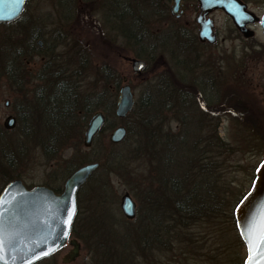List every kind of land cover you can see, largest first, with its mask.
Instances as JSON below:
<instances>
[{"label": "rangeland", "instance_id": "374dc122", "mask_svg": "<svg viewBox=\"0 0 264 264\" xmlns=\"http://www.w3.org/2000/svg\"><path fill=\"white\" fill-rule=\"evenodd\" d=\"M172 1L28 0L25 11L19 19L11 23L0 24V128H5L4 124L9 116L14 117L15 127L5 128L11 131L4 133L3 136L14 142L19 139L17 143L21 144L13 168L6 165L3 168L12 176L9 182L19 179L15 176L20 174L23 183L31 188L45 186V183L57 179L56 174H62L68 162H83L84 158L91 156L83 143L85 127L82 129L84 121L82 113L74 121V126L59 135L57 140L48 141L44 136L41 115L40 122L38 120L34 124L29 120V113L40 112L43 109L45 98L53 87L51 83H54L55 79L64 78L63 73L67 74L69 80L75 84L74 88L79 98L83 99L85 95L92 92L100 93L102 96L100 103L107 105L113 99V95L105 89L107 87L111 90L112 85L116 86L117 80H119L118 86L129 84L138 101L145 90H151L150 87L159 75L163 74L166 78L172 76L171 68L174 72H180L186 81L195 80L196 66L203 64L213 65L216 68L227 64L232 54V62L228 64L229 66L241 68L244 65L239 61V57L244 52L246 42L234 31L228 17L222 12H217L213 16L218 31L216 44L200 45L197 40L192 41L185 38L182 43L183 47L176 48L168 41H165V46L162 47L161 41L155 40V51L151 54L150 69L148 67L141 74H135L132 71V59H138V50L148 52L150 42H143L142 39L140 44H137L133 36L123 35V23L118 19L119 14L123 7H126V10L134 16L141 17L142 28L153 36H162L164 32L170 34L171 28L179 27L190 18L193 20L195 16L190 10L187 17L181 21L168 19L166 12ZM188 1L194 2L195 0ZM252 6L259 15L264 12L263 5L252 4ZM179 37L184 36L179 34ZM255 42H264L263 36L258 34ZM14 50H17L18 54L17 52L13 54ZM255 67L256 71L252 73L251 78L256 84L254 86H249L245 82L249 86L247 88V85L243 84V78L237 76L236 70L233 71V79L226 81L229 86L231 85L230 92L234 94L233 92L236 91L232 98L233 103L238 107L235 113L240 110L244 114L245 107L250 118H247L245 114L241 117L229 115L222 117L219 122L217 131L220 138L227 144V148L221 150L223 154L219 158L221 162L219 169H212L213 174L223 182L217 184L216 205L218 208L216 212L211 211L213 214L203 220L197 215L192 219L181 220L178 217L176 222L174 220L171 222L172 220L167 218L162 222L163 216L158 218V214H162V209H160L154 212L156 215H151L152 219L158 222L159 228L153 226L151 230H148L149 232H142L143 235L145 234L143 237L141 232L135 233L132 230L134 222L133 225L132 222L128 224L126 233L113 232L116 233L117 239L112 241L115 244L112 252H106L109 250L106 249V245H111L110 238H101V233H97L101 239L99 242L95 240L97 244L94 242L90 246L91 249L85 248L87 244L80 239L82 244L80 257L72 264H118V261L121 262L120 264H133L132 259H136L134 264H233L235 262L230 260V257L236 253L230 240L235 239L234 233L236 232L230 229L229 216L238 199L249 190L258 164L264 158V109L261 107L264 94H258L259 91L264 93L262 86L264 73L260 66L256 64ZM174 80L177 79L173 75ZM116 91L118 92V89L112 92L115 96ZM6 101L9 103L8 106L5 105ZM188 107L193 110L191 103ZM188 110L186 108L185 112ZM176 113H180L177 105H173L170 110L165 108L160 126L155 127L154 123L145 139L141 131L133 130L126 139L127 148L132 151L128 164L119 169L107 165L89 184L87 181L80 188L79 193L87 184L82 191L80 202L83 208L87 207L85 209L87 213L98 211L90 206L96 203L95 199L101 197L91 194H97L100 184L105 183L109 192L113 194L105 197L118 199L109 211L110 218L107 220L111 224L116 222L122 224L123 215L119 210V203L126 192L130 194L152 192L155 188H161L159 180L163 176L179 172L175 167L169 171L163 167L168 158L161 157L164 145L159 142V133L160 135L167 133L170 136V134H183L187 130L197 129L196 133L201 131L203 146L205 148L208 146L207 142L204 145L203 139L209 138L216 119L185 120L191 121L193 129L190 125L185 127L184 120ZM191 114L197 115L194 112ZM19 118L23 121L24 130L16 128ZM112 121L113 128L119 125L126 126L129 123L125 119L116 117ZM112 129L103 133L99 138L101 146L105 148L104 151L111 143ZM257 138L260 142L255 144ZM147 141L149 147L145 146ZM139 146L146 150V157L139 154ZM183 168L180 170L183 171ZM93 198L94 200H91ZM110 204L112 203H107V205ZM87 218L91 220L90 217ZM87 218L83 215V221L86 222ZM89 224V229L92 230V222ZM116 227L114 229L123 230V228ZM85 233L88 237L95 236L94 232L86 231ZM146 234H149L150 238ZM137 236L141 239L140 242L136 241ZM135 237L136 240H134ZM215 239L222 246L218 247L219 249L214 245ZM227 241V249L224 250ZM242 253L246 257L245 246L242 248ZM59 263L63 264L60 257L55 264Z\"/></svg>", "mask_w": 264, "mask_h": 264}, {"label": "trees", "instance_id": "16d2710c", "mask_svg": "<svg viewBox=\"0 0 264 264\" xmlns=\"http://www.w3.org/2000/svg\"><path fill=\"white\" fill-rule=\"evenodd\" d=\"M170 17L168 12H166V17ZM120 21H122V32L123 35L126 37L133 36L135 38V43L140 44V40L143 42H150L149 51H141L138 50V57L144 58L147 60V67L150 69V62L152 60L151 54L155 51V40L161 41L162 47L165 45V41L171 42L176 48H182L183 42L186 39H191L192 41L195 40V35H192L188 32L180 31L177 32L175 30H172L170 34L168 32H164L162 36H153L149 32L145 30V28H142L141 25L143 23L141 22V17L139 18L137 16H134L131 12L126 10V7L122 9L121 14H119ZM135 30V32H133ZM179 34L183 35L184 37H179ZM168 37V38H167ZM153 40H152V39ZM158 38V39H156ZM151 39V40H148ZM139 42V43H138ZM138 48H141L138 46ZM152 50H151V49ZM18 51L14 50L13 54H15ZM146 52V53H145ZM14 56V55H13ZM12 57V56H11ZM170 70V69H169ZM172 76H168L167 78L163 76V74L159 75L156 82L153 83L152 87H150L151 90H145L143 93V96L136 101L135 106L133 110L128 114L125 120H127L129 123L126 125L127 128V135L124 141L120 144H108L107 149L104 151V147L101 146V143L99 142L100 136L109 131L114 127L113 119L115 117L114 110H115V102H116V96L115 92L117 89L119 80L116 81L115 85H112V88L106 87V92H109L113 95V99L107 103V105H102L100 103L102 96L100 93H90L87 94L82 98H79L78 92H76V89L74 88L75 84L69 80V76L67 74H64V78L61 79H55L53 84V87L47 94L46 101L44 102V107L39 112H31L29 113V120L32 121L34 124L39 120V117L41 115L42 124H43V134L44 136L49 140L54 139L57 140L59 135L64 134L70 127L74 126V121L76 118L80 115V113L84 116L83 126L86 127L88 118L96 111L102 110L106 116V122L98 135L95 137L92 146L88 149L90 152V157L84 158L83 162H72L67 163L65 166V170L62 171V174L57 175V179L45 183L46 186H49L51 189H53L57 193H61L63 190V183L67 178L79 167L88 164V163H99V167L94 172V174L90 177L87 184L91 182L94 178L97 177V175L102 172V170L107 166L110 165L111 167H115V169H119L121 167H124L126 164H128V161L131 158V153L127 148V142L126 139L132 134L133 130H139L143 134V139L146 138L147 132H149L152 125L155 123L156 126H160V121L163 119V110L167 108L166 103V97H167V83L166 81L170 80L171 85L169 86V89L171 91V96H173V99L177 101L179 99V81H184V77L182 74L178 71L174 72L171 68ZM174 72V74H173ZM60 73V72H59ZM62 75V74H61ZM173 75L177 80L173 81ZM168 79V80H167ZM52 80V79H50ZM193 80V79H192ZM191 80V81H192ZM189 81V80H187ZM51 82V81H50ZM110 82V81H109ZM114 90V91H113ZM235 91V89H233ZM236 92V91H235ZM235 92H233L235 94ZM94 93V94H93ZM117 93V91H116ZM234 94L231 93L232 98L234 97ZM117 95V94H116ZM149 95H151V99H149ZM41 97V96H40ZM44 98V97H43ZM42 98V100H43ZM80 103V104H79ZM193 105V110L195 108V103L192 99L186 98L185 100V107L188 110V106ZM233 108L230 106L231 109H233V115L237 117H241V111L235 113V109H238L237 106H235L234 103H232ZM178 106V105H177ZM214 106L217 107V119L214 124V128H211L210 135L208 139H203L204 145L207 142L208 146L205 148L203 146V143L201 141V131L197 132V129H194V126L191 125V121H185V120H191L196 119L191 116H188L184 119L185 127L190 125L194 130L177 133V134H161L159 133L158 139L159 142H162L161 144L164 145L163 147V154L161 157H167L168 160L165 158H162L163 160H166L163 167H166L167 171H169L171 168L175 167L178 169V173H171L169 175L163 176L160 181V187L161 188H155L154 191L148 192V193H132L136 196V198L140 202L139 207V217L141 218H147L151 217L150 224L154 226V228H159L158 222L154 221L152 219V214L156 215L154 212L159 211L162 209V214H158V218H161V221L163 222L167 218L172 220L171 222H176L178 220V217L181 218V220L185 219H192L195 218L197 215L198 218L202 217V220L207 217L208 215H212L213 212H216L217 210V201L218 200V192H217V184L223 183L220 181L219 177H216L215 174H213L212 169L218 168L221 166L219 162L220 156L223 154L221 150L223 148H227V144L220 138L218 134V126L219 122L221 120V114L222 112L227 108L225 101H222L220 98L217 100V102L214 103ZM228 106V107H229ZM165 107V108H164ZM173 107V106H172ZM240 108V107H239ZM188 112L186 113H192L191 108H189ZM243 116V115H242ZM205 120L204 118H200L199 120ZM207 119V118H206ZM41 120H39L40 122ZM132 121V122H131ZM23 121L21 118L17 121V127L19 129L24 130L23 128ZM31 123V122H30ZM32 124V123H31ZM25 125V124H24ZM211 126V125H210ZM33 128V127H31ZM26 130V129H25ZM28 130V129H27ZM11 130L0 128V193L5 188L7 183L12 179V176L8 173V171L4 170V165H6L9 168H13V165L17 161V155L21 149V144L17 143L18 140H7L3 135L6 132H9ZM196 131V132H195ZM45 132V133H44ZM195 132V133H194ZM29 133V132H28ZM30 134V133H29ZM26 135V134H25ZM168 136V137H165ZM161 139V141H160ZM201 141V143H200ZM145 146L149 147V143L147 141V144ZM144 146V147H145ZM139 146V154L141 155H147L146 150ZM122 149V150H120ZM217 165V166H216ZM162 166V164H161ZM182 167H184L183 171L180 170ZM15 177H18L21 179L20 174H16ZM86 184V185H87ZM86 185L81 189L79 193V209L80 213L77 216L75 223L72 228V235L76 237L79 241L80 239H83L85 244V248L91 249L90 246L96 241L99 242L101 238H110L111 245H106L109 249L106 252L109 253L112 252L115 248V244L113 243L116 241V233L113 232H127L128 231V224L130 221L126 220L123 217V223L119 224L116 222L115 224H111L108 218H110L109 211L114 205V202H118V199L115 197H105L106 195L112 196L113 194L109 192L108 187L105 185V183L100 184L97 194H91L92 196H99L101 198L95 199V204H92L90 207L94 210L98 211H92V213H87L85 209L82 207L83 205L80 203L82 200V191L85 189ZM30 187L29 185H27ZM31 188V187H30ZM111 193V195H109ZM115 195V194H114ZM243 196V195H242ZM241 196V197H242ZM241 197L238 199V201L241 199ZM91 200H94L91 199ZM111 202L112 204L107 205V203ZM163 204H166L163 206ZM237 204V203H236ZM235 208V207H234ZM234 208L230 214V219L228 223H230V229L235 231L234 237L235 239H231L230 242L232 244V248L236 249V253L233 254V256L230 257V260H233V264H243L244 262V254L242 253V248L245 246L236 227V222L234 218ZM89 209V207H88ZM211 212V214H209ZM85 214H92L86 216ZM83 215L87 218L86 222L83 221ZM100 220V221H99ZM96 221V222H94ZM92 222V230L89 229V223ZM94 222V223H93ZM183 222V221H182ZM89 224V225H88ZM123 228V230L114 229L117 228ZM145 226V225H144ZM143 226V227H144ZM141 227L139 229H133V231L141 232V236L143 237L142 232H149L148 230H144V228ZM153 228V227H149ZM89 229V230H87ZM151 230V229H150ZM158 230V229H156ZM167 232V228H165ZM94 232L95 236L88 237L85 232ZM97 233H101L100 235H97ZM106 233L107 235L105 236ZM111 233H113L111 235ZM103 235L105 237H103ZM90 236V235H89ZM140 236V237H141ZM147 237L150 238L149 234H146ZM134 237V236H132ZM96 240V241H95ZM136 240V237L135 239ZM141 239L137 236L138 242H140ZM113 241V242H112ZM81 242V241H80ZM228 241L224 245V250L227 249ZM214 245L217 249L218 247H222L219 242L215 239ZM219 245V246H218ZM230 247V246H229ZM228 247V248H229ZM91 252V251H90ZM227 253V251H226ZM225 255L227 256V254ZM230 254V252H229ZM232 258V259H231ZM115 259V258H114ZM133 264L136 263V259H132ZM135 260V261H134ZM119 262V263H118ZM116 263L120 264L121 262L118 261Z\"/></svg>", "mask_w": 264, "mask_h": 264}, {"label": "water", "instance_id": "95a60500", "mask_svg": "<svg viewBox=\"0 0 264 264\" xmlns=\"http://www.w3.org/2000/svg\"><path fill=\"white\" fill-rule=\"evenodd\" d=\"M16 0H0V23H8L18 19L25 3ZM202 12L196 17L199 25L198 36L202 42L214 44L216 36L213 33V21L206 15L214 9H222L229 15L239 30L246 36H253V31L245 25L258 18L246 10V5L239 0H198ZM174 10L180 0H174ZM264 29V15L262 17ZM41 44V42H39ZM146 61L140 58L132 59V70L141 74L146 68ZM135 96L129 84L120 87L115 107L117 118H125L133 109ZM9 105L8 101L5 103ZM106 117L102 111L95 112L84 132V145L90 147L94 137L105 124ZM16 119L9 116L4 124L5 128L15 127ZM127 135L125 126L114 128L110 134V141L114 144L122 142ZM98 163L85 164L77 169L65 182L62 193H56L48 186L28 188L21 179L10 182L0 194V221H2L5 238L4 259L0 264H34L50 256L63 247L70 236L74 219L78 212V193L98 168ZM124 216L133 219L135 203L129 192L125 193L121 201ZM71 212L70 223L68 213ZM234 216L239 234L246 245L247 256L244 264H264V257L258 250L250 253L246 235L249 229L256 235L264 230V159L255 172L250 189L244 194L234 208ZM73 250L66 260L71 261L79 256L80 245L72 239ZM252 260L249 261V256ZM38 257V258H37Z\"/></svg>", "mask_w": 264, "mask_h": 264}, {"label": "flooded vegetation", "instance_id": "af4514ba", "mask_svg": "<svg viewBox=\"0 0 264 264\" xmlns=\"http://www.w3.org/2000/svg\"><path fill=\"white\" fill-rule=\"evenodd\" d=\"M239 1L242 4L246 5L247 11L252 12L258 18V20L254 21V22H247L245 25L248 29L253 31V33H254L253 36L246 37L239 30V28L235 25L233 19L229 15H227L225 13V11L222 9L212 10L210 13H208L206 15V18H210L213 21V24H214L213 33L216 36V42L214 44H216L218 41V31H217L216 22H215V19L213 16L217 12H222L228 17V19L232 23V28L234 29V31H236L237 35L238 36L240 35L243 38V41L246 42V45L244 47V52L242 53V56L239 57V61L242 62L244 65L241 68H238V67L233 68V65L229 66L228 64L232 62V57H233V54H232L230 59L227 60V64L219 65L216 68L213 67V65L200 64V65L196 66L195 70H194V73L197 74V76H194L195 80L179 81L178 92H179L180 97L178 99V102L173 99V96H171V91L169 89V86L171 85L170 84L171 81L168 80L166 82L167 83V97H166L167 108L166 109L170 110L173 108L172 107L173 105H178L180 113H176V114L180 115V118L183 120L186 117L191 116V113L185 112L186 111V107H185L186 98L192 99L193 102L195 103V108H194V110L191 109V112L197 113V115L195 116L194 114H192L193 118H196V119L208 118L211 120L217 119V107L214 106V103L217 102V100L219 98L222 101H225L226 107H227L222 112V114L220 115L221 119L224 116H229V115L233 116V109L230 108V106L233 108V105H232L233 99H232L231 92H230L231 85L229 86V83L226 82L227 80L229 81L230 78L233 79V77H234L233 71L236 70L237 76L240 78H243V84L246 82L249 86L256 85L255 82H253L251 79L252 73L254 71H256V67H255L256 64L263 69V73H264V42H259V43L255 42V38L258 34H261L263 36V39H264V29L262 27V17L264 15V12L261 15H259L258 12L256 11V9L252 6V4H258L259 6L263 5V7H264V0H239ZM27 2H28V0L26 1L25 4H27ZM175 4L176 3L173 0L172 4H170L169 9L167 10V12L170 16V17L167 16L168 19L173 20V21H181L184 17H187L188 12L190 10H192V12H193V14H195V16H194L193 20H192V18H190L188 21H185L184 23L181 22L182 23L181 26L173 27V28H171V30H175L179 33L182 30L184 32H188L192 35H195L196 36L195 40L199 41L200 45H204V44L205 45L206 44L214 45V44H210L207 41L202 42L199 39V36H198L199 25L196 22V17L200 13H204V12H202L201 5H200L199 1L195 0L194 2H190L188 0H180V2L177 4V10L173 11ZM24 11H25V7H24L20 17L24 13ZM189 15L192 16V14H189ZM197 29H198V31L196 32ZM40 45L42 46V43ZM145 61L147 63L146 59H145ZM147 65H148V63H147ZM147 65H146V67H147ZM124 81H126V80H124ZM223 85H225V87H223ZM248 85L246 86L247 88H249ZM258 86H261V84H258ZM262 86L264 87V81L262 83ZM120 87L121 86H118V88H117L118 89V92L116 95L117 99H118V93H119ZM258 94L261 95L264 93L259 91ZM117 99H116V101H117ZM263 99H264V97H263ZM257 102L259 104V101H257ZM261 107L264 109V101L261 102ZM241 114L242 115L245 114V116L247 118H250L249 117L250 114L248 113V111H246L245 107H244V114H243V111H241ZM90 118H91V116L88 118V122H89ZM88 122H87V125H88ZM87 125H86V128H87ZM259 142H260V140L257 138L255 141V144L259 143ZM263 159L260 161V163L263 161ZM260 163L258 164V166L260 165ZM130 195H131V197L135 203V216H134V218L133 219H126L124 217L122 209H121V201L119 203L120 212L122 213L123 217L126 220L132 222V225H133V222L135 223L132 227L133 229H139L145 225L143 227L144 230H146V231L149 230V227H153L151 224H150V226H148V224L150 223L151 217H148V215H147L146 220H145V218L140 219V217H139L140 202L136 198L135 195H132V194H130ZM78 198H79V194H78ZM79 213H80V209H79V199H78L77 216L79 215ZM72 239L76 240L80 245L79 256L76 257L74 260L67 261L66 260L67 255H69L70 252L74 248L72 243H71ZM81 249H82L81 242L79 240H77L76 237L72 236L70 238V240L67 241V243L62 248L55 251L50 256L37 261L34 264H55V263H57V259L59 257H60L61 262L63 264H72V263L76 262V260L80 257ZM62 251H63V254H62ZM58 255H59V257H57Z\"/></svg>", "mask_w": 264, "mask_h": 264}, {"label": "snow or ice", "instance_id": "6c2138e0", "mask_svg": "<svg viewBox=\"0 0 264 264\" xmlns=\"http://www.w3.org/2000/svg\"><path fill=\"white\" fill-rule=\"evenodd\" d=\"M18 3H24V0H16ZM69 219L66 221V223H70L71 215L72 213L69 212ZM0 225H2V221H0ZM242 235H246V241L249 245V251L250 253H253L258 250L259 255L261 257H264V230H262L259 235H256L252 232L251 229L248 230L247 233L242 232ZM5 238L3 235V229L2 226H0V260L4 259V253H5ZM38 258V257H37ZM252 260V256H249V261Z\"/></svg>", "mask_w": 264, "mask_h": 264}]
</instances>
